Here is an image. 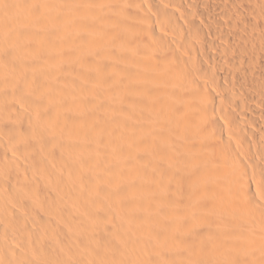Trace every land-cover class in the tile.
<instances>
[{"label":"bare ground","instance_id":"1","mask_svg":"<svg viewBox=\"0 0 264 264\" xmlns=\"http://www.w3.org/2000/svg\"><path fill=\"white\" fill-rule=\"evenodd\" d=\"M0 264H264V0H0Z\"/></svg>","mask_w":264,"mask_h":264},{"label":"rangeland","instance_id":"2","mask_svg":"<svg viewBox=\"0 0 264 264\" xmlns=\"http://www.w3.org/2000/svg\"><path fill=\"white\" fill-rule=\"evenodd\" d=\"M35 1H46V0H35ZM48 2V1H47ZM49 4V3H48Z\"/></svg>","mask_w":264,"mask_h":264}]
</instances>
